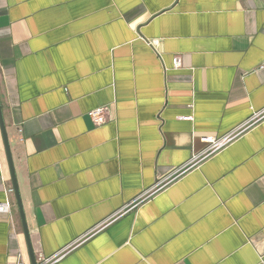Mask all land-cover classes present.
<instances>
[{
    "label": "crops",
    "instance_id": "obj_1",
    "mask_svg": "<svg viewBox=\"0 0 264 264\" xmlns=\"http://www.w3.org/2000/svg\"><path fill=\"white\" fill-rule=\"evenodd\" d=\"M263 63L264 0H0L37 263L264 264ZM7 200L0 264H32L0 127Z\"/></svg>",
    "mask_w": 264,
    "mask_h": 264
},
{
    "label": "water",
    "instance_id": "obj_2",
    "mask_svg": "<svg viewBox=\"0 0 264 264\" xmlns=\"http://www.w3.org/2000/svg\"><path fill=\"white\" fill-rule=\"evenodd\" d=\"M0 127H1L3 140H4V144H5V148H6V154H7V159H8L10 173H11L13 190H14V194L16 197V201H17V205H18V209H19L24 233H25L27 243H28L29 255H30L32 264H38L36 261V258L34 256V251L32 249V245L30 242L29 229H28V225H27V221H26L25 212H24V206H23V202H22V197H21V193H20V188H19V183H18V179H17V175H16L14 161H13V157H12L8 133H7V129H6L5 121H4L1 99H0Z\"/></svg>",
    "mask_w": 264,
    "mask_h": 264
},
{
    "label": "built area",
    "instance_id": "obj_3",
    "mask_svg": "<svg viewBox=\"0 0 264 264\" xmlns=\"http://www.w3.org/2000/svg\"><path fill=\"white\" fill-rule=\"evenodd\" d=\"M264 65V63H263ZM181 66L180 60L178 58L174 59V67L179 68ZM89 117L96 124H102L106 120L105 110L103 108H97L89 112ZM184 120L191 121L192 117H185ZM227 138L224 137L222 139L216 140L214 138H206L205 142L209 144V150H214L220 148L227 142ZM12 192V190H10ZM11 203L7 200L5 203H0V213H11ZM51 261L46 260L42 264H49ZM18 264H24L22 262H18Z\"/></svg>",
    "mask_w": 264,
    "mask_h": 264
}]
</instances>
